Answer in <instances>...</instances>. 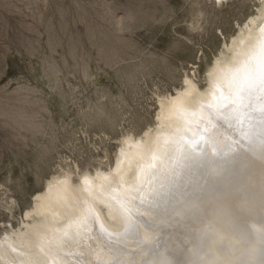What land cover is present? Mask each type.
I'll use <instances>...</instances> for the list:
<instances>
[{
  "label": "bare ground",
  "instance_id": "bare-ground-1",
  "mask_svg": "<svg viewBox=\"0 0 264 264\" xmlns=\"http://www.w3.org/2000/svg\"><path fill=\"white\" fill-rule=\"evenodd\" d=\"M257 12L208 86L186 77L161 98L114 166L47 178L25 212L37 218L0 238V264H264V127L243 90L264 3Z\"/></svg>",
  "mask_w": 264,
  "mask_h": 264
},
{
  "label": "rangeland",
  "instance_id": "rangeland-1",
  "mask_svg": "<svg viewBox=\"0 0 264 264\" xmlns=\"http://www.w3.org/2000/svg\"><path fill=\"white\" fill-rule=\"evenodd\" d=\"M262 3L0 0V238L37 216L25 212L51 175L114 166L161 98L186 77L207 87Z\"/></svg>",
  "mask_w": 264,
  "mask_h": 264
},
{
  "label": "snow or ice",
  "instance_id": "snow-or-ice-1",
  "mask_svg": "<svg viewBox=\"0 0 264 264\" xmlns=\"http://www.w3.org/2000/svg\"><path fill=\"white\" fill-rule=\"evenodd\" d=\"M261 32L264 33V27L261 28ZM250 59L255 61V65L245 76L243 90L249 94L250 100L254 98L259 103V107H253L250 103L249 108L252 114L258 117L256 123L264 127V35L261 36L258 47ZM110 264H129V261L114 256Z\"/></svg>",
  "mask_w": 264,
  "mask_h": 264
}]
</instances>
